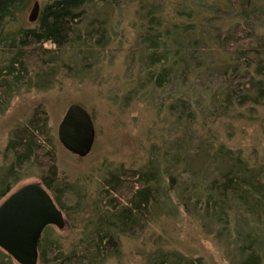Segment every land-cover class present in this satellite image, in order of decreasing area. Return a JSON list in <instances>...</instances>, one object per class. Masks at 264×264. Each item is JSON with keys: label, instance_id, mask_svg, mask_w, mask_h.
<instances>
[{"label": "trees", "instance_id": "trees-1", "mask_svg": "<svg viewBox=\"0 0 264 264\" xmlns=\"http://www.w3.org/2000/svg\"><path fill=\"white\" fill-rule=\"evenodd\" d=\"M125 1L137 5L140 12L137 20L142 27V41L140 52H137L144 70L138 79L146 82L141 94L149 105H167L153 103L158 91L168 84L173 85L176 92L180 91V95L171 98V119L176 125L174 137L177 139L183 134L185 128L180 127L184 124L193 126L195 123L200 127L199 135L195 129H192V134L203 136L205 148L201 146L199 150L201 164L196 167L191 161L183 163L182 156L190 149L184 139L186 150L185 147L182 150V141H173L170 152L169 148L163 153L161 147L154 148L152 153L159 158L152 157L146 167L137 170L121 168L110 174L104 182L106 209H100L98 213V224L92 226L88 247L81 254L68 255L62 251L55 252L51 247L44 248L43 243H39L38 264H95L118 254L116 235L131 230L140 221H148L152 211L159 209L161 196H165L163 205L167 207L162 209V216L170 207H178L173 205L169 195L172 190L187 218H193L202 233L210 236L212 241L221 242L233 264H264V156L259 159L264 146L261 141L254 140L256 144L251 147H228L221 140L220 133L214 134L215 137L209 141L210 131L206 127L211 125L209 117L214 118L212 106L202 108L197 115L193 105L200 103L192 102L190 93L183 91L190 81L201 79L204 64L207 65L208 55L203 56V51H199L200 45H204V50L207 47L199 11L203 9L201 0H195V3L194 0H185V3L182 0L175 14L165 12L172 0H42L38 4L39 13L33 22L34 27L25 29L21 27L26 23L25 15L36 0H0V106L5 105L0 110L9 105L30 74L42 80L44 89L53 88L56 85L54 74L47 68L52 63L56 65L55 69L66 64L61 60L69 53L66 48H83V44L96 37V33L93 47L98 50L107 47L109 39L105 32L108 20L85 22L83 11L94 3L115 9ZM224 1L228 8H239V15L225 9L219 2L217 7H213L220 19L204 16L206 24L215 20L221 25L225 18L231 20L245 15L252 3V0ZM211 8L208 6L206 11ZM260 15L264 16V13ZM243 20V24L238 20L227 32L213 25L208 27L223 52L219 54L220 67L217 66V72L212 74L220 89L215 90L217 93H209L208 90L204 105H219L218 108L213 107L218 115L212 122L221 129L235 108L264 106V35L256 32L255 23L250 18L246 16ZM86 34L90 37L86 38ZM46 43L53 47H46ZM209 54L214 59L217 56L214 52ZM202 113L204 115L199 119ZM192 117L197 122L192 121ZM13 132L7 145L12 158L9 166L0 171V198L19 181L17 165L21 169L35 161L44 164L49 155L45 153L43 144L48 131L38 122L32 121L24 129ZM52 163L47 171L49 177L44 182L54 192L56 205L63 211L70 206L76 208V195L69 189L54 186L57 170ZM209 166L216 169L212 175L208 174ZM168 168L173 172L169 173ZM182 172L189 174L183 178ZM71 193L74 202L61 199ZM150 209H153L151 213ZM174 217H178L177 213ZM154 250L146 264H205L203 257L192 258L161 246ZM0 264H14V261L0 251Z\"/></svg>", "mask_w": 264, "mask_h": 264}, {"label": "rangeland", "instance_id": "rangeland-1", "mask_svg": "<svg viewBox=\"0 0 264 264\" xmlns=\"http://www.w3.org/2000/svg\"><path fill=\"white\" fill-rule=\"evenodd\" d=\"M36 2L41 4L42 0H36ZM183 2L186 1L183 0ZM193 2L195 3V0ZM201 2L203 9L199 11L207 47L204 50V45H200L199 51H203V56L208 55L207 65L204 64L201 79L196 78L190 81L183 91L190 93L192 102L200 103L193 105L197 115H200L202 108L212 106L211 110L216 118L218 114L213 107L218 108L219 105H204V101L208 90L209 93H217L215 90L220 89L212 74L217 72L220 62L219 54L223 51L219 48L214 33L208 27L213 25L227 32L238 20L240 24H243V18L247 16L254 21L256 32L264 35V16L260 15L264 13V0H252L246 14L241 15L242 18L241 16L233 17L234 20L225 18L221 25L215 20L206 24L202 17L220 19L214 11L216 5L220 3L230 12L238 14L241 10L234 6L228 8L229 5L227 6L224 0H201ZM170 3L168 2L165 12L175 14L176 9L181 7L182 0H177L176 3L172 0ZM33 5L25 15L26 23H22L21 26L24 29L34 27L35 19L32 22L27 20L31 16ZM208 6L212 8L206 11ZM136 8L137 5L128 1L115 9L102 3H94L86 7L83 11L85 22L95 20L94 22L97 23L98 20L101 22L108 20L106 23L108 28L105 32L109 39L107 47L99 50L93 47L97 38V33L94 32L93 35L96 33V37L85 42L83 48L77 47L78 49L75 50H72V47L66 48V52L70 54L61 59L66 64L61 69H55L56 65L53 63L47 68L52 75L54 74L56 85L53 88L44 89L42 80H37L33 74H30L29 79L21 83L17 89L18 94L13 96L9 105L3 111L0 110V171L10 164L12 151L7 148V145L13 137L14 130L20 131L32 121H36L39 126L48 131V136L43 138L45 153H49L47 160L44 164L35 161L30 166H22L21 169L17 165L20 179L6 196L22 185L41 183V178L49 177L48 167L53 162L57 170V182L54 181V186L69 189L76 195L75 200L77 197L76 208L70 206L69 209L66 208V211L62 210L66 221L64 227L62 229L56 226L46 227L41 235L39 243H43L44 248L51 247L55 252L62 251L68 255L81 254L88 247V239L93 231L92 226L98 224V213L100 209H106L104 182L110 174L118 172L121 168L137 170L146 167L152 157L159 158L152 153L154 148L161 147L162 153L169 148L170 152L172 151L170 143L173 141H182V150L184 147L186 150L187 143L184 139L188 142L190 149L184 152L183 163L191 161L196 167L201 164L199 150L201 146L202 149L205 148L203 136H198V130L201 128L195 123L193 126L184 124L180 127V129L185 128L182 130L183 134L177 139L174 137L176 125L171 119V115L173 116L170 112L171 98L180 95V91L176 92L175 87L170 84L158 91L153 103H167V105H149L141 94L143 84L146 82L138 79L144 67L140 63L138 54L142 41V27L137 20L140 12ZM254 13L257 14L254 15ZM171 18L174 21L177 20L173 16ZM95 25L98 26V24ZM89 35L91 36L90 33ZM90 36L86 34V38ZM45 45L48 48L53 47L49 43ZM210 52L217 54L215 59L212 54H209ZM73 103L81 105L88 111L96 132L91 152L82 158L65 151L56 137L57 126L68 106ZM3 106L5 105L0 107L3 108ZM230 114L232 116L226 117L223 129L213 124V116L209 117L211 125L206 127L210 131L209 141L215 137L214 134L220 133L221 140L225 141L228 147H251L256 144L254 140L261 141L264 146V106L235 108V112ZM203 115L204 113L199 119ZM192 121H196L194 117ZM192 129H195L198 135L192 134ZM262 152L259 154L260 160L264 156ZM167 170L169 173L173 172L172 168ZM215 170L214 166H209L208 174L212 175L216 172ZM188 174L182 172L183 178ZM166 183L168 188L169 184ZM178 186L184 185L178 184ZM50 193L54 194L52 191ZM72 193L61 199L74 202ZM175 194L173 190L169 193L173 205L178 206L176 209L170 207L168 213L162 216L160 214L162 209L165 210L167 207L163 205L165 196H161L158 201L162 202L158 204L159 209L157 212L156 209L154 211L150 209L152 214L149 215L148 221H140L131 230L116 235L118 254L111 255L95 264H146L154 249L160 246L169 251H179L192 258L203 257L205 264H233L228 258L230 254L224 250L221 242L212 241L210 236L202 233L193 218H187ZM4 200L5 197H2L0 203ZM160 207H162L161 210ZM175 213L178 217H174ZM0 251L3 250L0 249ZM14 264L18 263L14 261Z\"/></svg>", "mask_w": 264, "mask_h": 264}, {"label": "water", "instance_id": "water-1", "mask_svg": "<svg viewBox=\"0 0 264 264\" xmlns=\"http://www.w3.org/2000/svg\"><path fill=\"white\" fill-rule=\"evenodd\" d=\"M38 11L36 2L29 22L36 20ZM95 136L88 111L79 104H70L57 127L62 147L82 158L91 152ZM64 224L51 196L37 184H26L0 203V249L18 264H38V245L44 229L47 226L62 229Z\"/></svg>", "mask_w": 264, "mask_h": 264}, {"label": "flooded vegetation", "instance_id": "flooded-vegetation-1", "mask_svg": "<svg viewBox=\"0 0 264 264\" xmlns=\"http://www.w3.org/2000/svg\"><path fill=\"white\" fill-rule=\"evenodd\" d=\"M57 127H58V126H57ZM49 135H50V134H49ZM50 137H51V135H50ZM56 137H57V129H56ZM51 138H52V137H51ZM57 140H58V137H57ZM58 141H59V140H58ZM59 144H60V142H59ZM60 145H61V144H60ZM61 146H62V145H61ZM43 147H44V146H43ZM45 148H46V147H45ZM64 150H65V149H64ZM65 151H66V150H65ZM8 166H9V165H8ZM8 166H7V167H8ZM42 176H43V175H42ZM44 179H45V176H44L43 178H41V181H42L41 183H40V182H34L33 184H37V185H39L40 187H42V188H43V189H44V190H45V191L51 196V198L53 199V195H51V193H50V192H51V190H50L51 188H50L49 186L46 185V183L44 182ZM29 184H31V183H29ZM22 186H24V185H22ZM22 186H21V187H22ZM21 187H20V188H21ZM12 188H13V187H12ZM12 188H11V189H12ZM11 189H10V190H11ZM8 193H9V191H8L6 194H4L2 197H5V199H6V198H7L9 195H11L13 192H12L11 194H9L8 196H6ZM2 197H1V198H2ZM1 198H0V199H1ZM53 201H54V199H53ZM54 203H55V201H54ZM55 204H56V203H55ZM56 207L59 209V207H58L57 205H56ZM59 210H60V209H59ZM60 211H61V213H62V215H63L62 210H60ZM63 218H64V215H63ZM64 221H65V218H64ZM65 222H66V221H65ZM47 227H55V226H47ZM56 228H57V227H56ZM38 246H39V245H38Z\"/></svg>", "mask_w": 264, "mask_h": 264}]
</instances>
